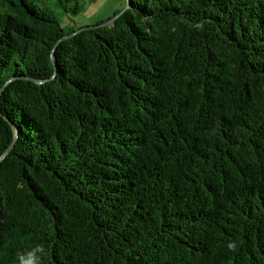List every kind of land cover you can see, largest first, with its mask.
Instances as JSON below:
<instances>
[{
	"label": "trees",
	"instance_id": "16d2710c",
	"mask_svg": "<svg viewBox=\"0 0 264 264\" xmlns=\"http://www.w3.org/2000/svg\"><path fill=\"white\" fill-rule=\"evenodd\" d=\"M125 3L0 0V264H264V0Z\"/></svg>",
	"mask_w": 264,
	"mask_h": 264
},
{
	"label": "rangeland",
	"instance_id": "374dc122",
	"mask_svg": "<svg viewBox=\"0 0 264 264\" xmlns=\"http://www.w3.org/2000/svg\"><path fill=\"white\" fill-rule=\"evenodd\" d=\"M84 6V13L75 18L82 26H92L100 22H107L125 7V0H80ZM69 18L62 19V26L66 27Z\"/></svg>",
	"mask_w": 264,
	"mask_h": 264
},
{
	"label": "water",
	"instance_id": "95a60500",
	"mask_svg": "<svg viewBox=\"0 0 264 264\" xmlns=\"http://www.w3.org/2000/svg\"><path fill=\"white\" fill-rule=\"evenodd\" d=\"M129 9V6L127 5L121 12H119L116 16L111 18L109 21L102 24L103 27H111L115 23L117 19H119L127 10Z\"/></svg>",
	"mask_w": 264,
	"mask_h": 264
},
{
	"label": "clouds",
	"instance_id": "9594fccd",
	"mask_svg": "<svg viewBox=\"0 0 264 264\" xmlns=\"http://www.w3.org/2000/svg\"><path fill=\"white\" fill-rule=\"evenodd\" d=\"M28 264H33V262L32 261H29Z\"/></svg>",
	"mask_w": 264,
	"mask_h": 264
}]
</instances>
